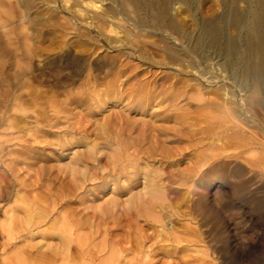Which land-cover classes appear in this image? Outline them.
<instances>
[{
    "label": "bare ground",
    "instance_id": "obj_1",
    "mask_svg": "<svg viewBox=\"0 0 264 264\" xmlns=\"http://www.w3.org/2000/svg\"><path fill=\"white\" fill-rule=\"evenodd\" d=\"M94 1L99 2V4L108 1V7H105L100 15L92 16L88 21L85 20L84 24L91 25L96 22L101 27L106 25L107 29L103 30V27L100 28L102 31L100 30V35L96 36L99 38V43L102 41V44L100 43L102 46L111 51H116L111 60L108 59L107 62H104L110 71L115 69L111 72L113 80L107 82L103 90L106 100H110L111 104H115L126 99L125 109L127 113L142 114L153 106L159 108L149 113L151 116L149 122L130 120L126 113H118L119 115L115 113L113 117L109 116L112 118L109 119L108 117L106 125L113 122L117 124V129H115V133H112V131H110V135H107V133L102 140L105 143L104 145L108 142L113 147L111 152L109 154H100L99 151L91 149L82 153V155H78L79 157H76V159L74 157V165L84 169L76 167L69 169L68 172L71 177L67 175L68 178H65L67 179L66 182L61 184L67 195L71 194L73 190L76 191L77 188H81V185L85 183L84 181H88L87 184H95L96 187H105L108 181H117L120 176L124 177L129 183L134 182L141 173H144V175L149 173L139 166V161L142 158L152 162L151 160L159 157V161H163L167 166H170L173 162L170 160L171 158L173 159V157L177 156L178 159H181L187 155L194 159L191 165H187L184 169H176L170 172L172 174L170 177L175 176L176 181H179L180 185L185 186L192 181L197 187L207 189L212 184L214 177L224 176L233 179L231 187L235 192H242V190L246 189L248 181L241 178L250 173L251 169L245 166L248 161L243 157L244 151H238L237 149L240 148L242 150V147L247 149L251 145H257L264 149V125L259 123L258 119L257 122L254 121V116L250 114L249 108H246V105L251 106L255 96H260V98L258 97V102L261 109L264 110V0H222V9L219 14L208 19L196 18L195 15L190 17L195 25V30L193 31L188 30V17L183 16L182 13L188 8L191 9L193 2L197 0ZM239 1L245 3V8L242 11H238L235 6ZM177 4L179 7L184 5L185 9L181 10L179 14H176V12L172 13L173 6ZM70 23L72 26L73 24L74 26L78 24L75 20H70ZM230 30H234L235 33L231 34ZM22 41L24 40L22 39ZM24 44H26L25 41ZM20 48H23V46ZM2 51L3 53H8V50L7 52L6 50ZM12 51L15 50L13 49ZM19 53L21 54V52ZM129 57L136 59L147 67L161 68L167 72L145 70L144 73V70H135L125 61ZM4 62L0 63V65L3 64L0 66V76L2 74L3 81L6 80L4 82H8V84L4 83L6 88L0 90V127H4L3 129L6 131V133L3 131L4 135L2 133V138L0 137V163H3V160H1L3 157L8 158V162L4 164L5 169L0 172V200L5 199L9 195V176H13L17 165L23 163L27 158L32 160V158L41 156L40 151L51 144L46 140L36 141L37 136L55 137V144L59 149L71 141L63 140L64 138L62 137L61 139L59 133L70 135L73 131L78 130L82 135L74 143H83L86 140L85 134L88 129L86 124L69 122V109L65 107L66 105L61 106L59 104L50 106V113H46L47 111L36 112L38 116L36 120L39 119V121L44 122L48 129L35 127L27 136V117L29 114H27V107H25L27 92L24 90L27 89V67L24 64H20L19 61H14L13 63ZM99 67L101 68V66ZM126 73L127 76L122 80L120 88L116 83H118L119 77ZM139 76L140 78L138 79ZM129 79H134L136 85L128 83ZM88 81L84 82L87 87L81 93L69 98L68 103L83 105L93 100L91 93L87 92L91 90L87 85ZM188 91H192L189 94L190 96L187 95ZM239 93L241 94L240 96ZM181 98L186 100L184 104H180ZM185 105L193 107V109L189 110ZM155 122L160 124L155 125ZM170 123L172 125H167ZM102 126L104 127V125ZM18 132L23 134L14 136ZM96 134L98 136L97 132ZM94 136L96 137V135ZM212 137L210 144H213L215 140L223 141V143H215L212 147H209L210 145L206 147L205 139ZM28 140H32V142L30 143ZM11 141L18 146L11 148L4 146V144L11 143ZM169 143H187V146L172 149L167 146ZM230 149L237 152H228ZM243 161H245V165ZM48 168L41 167V170H39L45 173V171L49 172ZM160 174L158 175L159 179H161ZM77 175H81L82 179L86 178L80 180L82 183L79 182L78 184L77 180L79 181L80 178ZM57 177V175L54 176V178ZM142 183H145L144 180ZM149 184V190L144 192L143 195L133 196L130 199L135 201L140 196H145L146 199L143 203L145 205L142 206L144 209L141 210L140 217L145 219L146 225L153 227L155 223L160 224L165 217L181 216L175 211L167 210L169 203L166 205L164 203L166 196L162 182L159 183L157 178L156 181H150ZM115 188H112V190ZM121 188L122 190L126 189V187ZM188 192L185 196L191 195L188 201L193 213H196L199 218L198 229L196 227L193 230L189 228L182 231L188 238L176 237L171 233L172 231L164 234L160 233L156 236L135 233L133 237L129 238L127 236L131 244L129 248L117 247L116 249L111 244L108 247L109 256L100 264H121L124 261L123 253L133 252V247L135 250L137 248L138 253H140L142 250H139V248L145 242L150 241L151 244L148 246L149 250H147L149 253L153 252L155 254V251L161 250L166 255L171 253L178 254L180 255L178 264L202 263L203 259L201 256L204 253L196 252L194 256L188 254V246L192 242L196 243L202 240L201 236L208 230L202 231L199 229L208 225L209 231L213 232L212 241L217 244L221 242L218 232L221 225L220 208L217 207V203L216 206H214L215 204L210 206L205 193ZM120 193L122 191H117V194ZM194 195L196 196L195 198H193ZM33 200L31 199L33 203L27 207L26 211L27 233L31 231H29L30 227L43 222L50 212L54 210V208L50 207V209L48 207H35L34 202H39V200L35 199V197ZM66 202L69 205L75 203L72 200H69V202L67 200ZM115 202L111 205V208L110 206L108 207L110 208L109 212H116L115 208L118 205ZM258 205L259 202L253 203L254 207H258ZM136 207L134 206V208ZM155 207L158 208V213L154 211ZM167 211L170 215H168ZM74 212V210L70 209L67 212L68 214L66 213L65 216L60 218V236L58 235V240L61 243V247L48 246L50 250H46L49 254L36 252L34 256L37 255L48 259L60 253L62 254V252L68 256L69 250L73 249L81 254V261L88 260L89 254L84 253L82 246L85 243L79 242L83 237L78 231L83 227H87L89 222L87 220H83V222L74 220L72 218L76 214ZM9 220L10 223L2 226L3 228L1 229L6 237H13L15 227L20 224L24 225L22 223L24 221L17 218L13 219V217H10ZM23 225L20 226L22 227ZM50 238H53V236ZM167 241L170 242L168 246L171 248H162L164 247V242ZM72 242H75L76 245L71 247L70 244ZM62 247L64 251H62ZM222 247L215 246L214 248L219 264H253V261L251 262L248 259L245 263H239L237 261L238 256L236 258V255L228 254L227 250L225 254ZM102 250H105V246H101L98 252ZM220 251L224 255L219 254ZM198 253L201 255L198 256ZM28 254L29 256L33 255L31 251ZM150 257L149 254L146 256L141 254L140 257L135 256L133 262H130L132 261L130 260L129 264L135 262L136 264H156L147 260ZM71 258L73 259V257ZM70 260L68 259L64 263L76 264Z\"/></svg>",
    "mask_w": 264,
    "mask_h": 264
},
{
    "label": "rangeland",
    "instance_id": "obj_2",
    "mask_svg": "<svg viewBox=\"0 0 264 264\" xmlns=\"http://www.w3.org/2000/svg\"><path fill=\"white\" fill-rule=\"evenodd\" d=\"M73 1L0 0V63L4 61L8 63L19 61L20 64H24V66L26 65L27 67V89H24L27 92V103L25 107H27V114H29L27 117V136L35 127H44L43 129H48L44 122L41 120L39 121V119L36 120V118H38L36 112L47 111L46 113H50V106L59 104L61 106L66 105L65 107L69 109V122H80V124H86L88 126L85 134L86 140L83 143H74L75 140H78L79 136L82 135L78 130L75 132L73 131L74 133L72 132L70 135L59 133L60 138H64L63 140H71L69 141L70 143H66L59 149L55 144V137L37 136L36 141L46 140L51 144L40 151L41 156L39 155L37 158H32V160H30L31 158H27L23 163L18 164L13 172V176H9V195L5 199L0 200V264H65L64 262L68 259H72L71 257H73V259L70 261L76 264H100L109 256L108 247L111 246V244L112 247L116 249L117 247L129 248L131 244L127 236H129V238L133 237L135 233L141 235L152 234L156 236L160 233L164 234L168 231H172L171 233L176 237H187L182 233L184 229L190 228L193 230L199 227V218L196 213H193L190 202L188 201L191 195L188 197L185 196L189 193L188 191L203 192L206 194V199L210 206L214 204V206H216V203L218 204L217 207L220 208L221 216V225L219 226L220 229H218V232L221 242L225 245L224 246L221 242H218V244L213 242V232L209 231V225L203 226L199 230H208L209 232L206 231L204 235L201 236L202 240L200 242H192L188 246V254L194 256L196 252H200L201 254L206 253L201 256L203 264H219V259L214 248L215 246H223L222 249L225 254L228 251V254L236 255V258L239 257L237 259L239 263H245L248 259L251 262L253 261V264H264V152H262L264 149H261L257 145H251L247 147V149L244 147H242V150H240V148L237 149L238 151H244L243 157L248 163L246 164L245 161H243V163L244 165L246 164V167L251 169V174L248 173L241 178L248 181L247 188L238 193L231 187V181H233V179L221 175H219L221 176L219 178L214 177L211 182L212 184L207 189L197 187L192 181L185 186L180 185L179 181H176L177 179L175 176L170 177V175H172L170 172L176 169H184L187 165H191L194 159L188 155L183 156L181 159H178L177 156L173 157L174 160L171 158L170 160L173 162L170 166H167L163 161H159V157H156L157 159L155 158V160H151L152 162L142 158V161H139V166L149 173L147 175L141 173L134 182L129 183L124 177L120 176L117 181H108L105 187H96L95 184H87L88 181H84L85 183L81 185V188H77L76 191L73 190L71 194L67 195V192L64 191L62 188L63 185L61 184L66 182L67 179L65 178L71 177L68 172L69 169L71 167L84 169L83 167L74 165V157L76 159V157H79L78 155H82V153L91 149L99 151L100 154H109L111 152V148L113 147H111L108 142L104 145L105 143L102 140L107 133V135H110V131L115 133V129H117V124L113 122L106 125L109 116L113 117L115 113H126L130 120H143L149 122L151 120L149 113L159 108L153 106L142 114L127 113L125 109L126 99L116 102L115 104H111L110 100H106L103 90L105 89V84L113 80L111 72L115 69L110 71L104 62H107L108 59L111 60L116 51H111L102 46V41H100L101 44L99 43V38L97 36L100 35L102 31L100 28L103 27V30H106V25L101 27L99 23L96 22L94 23L95 25H87L84 24V21H88L90 17H95L103 13L105 7H108L109 2L105 1L99 4V2H95L94 0ZM197 1L198 3H196ZM197 1L193 2L191 9L188 8L182 13L183 16L188 17L187 27L189 31L195 30V25L190 19L191 16L195 15L196 18L208 19L209 17L219 14L222 9V0ZM235 6L238 11H242L245 8V3L239 1ZM173 8L171 12H176V14H179L181 10L185 9L184 5H180L179 7L178 4L174 5ZM70 20H75L78 24H75V26L73 24L72 26ZM230 33L234 34L235 31L230 30ZM22 39L26 44H24ZM21 45L23 48H20L22 47ZM27 48L29 49L27 50ZM1 49L6 50V52L8 50V53H12L8 55V53H3ZM13 49L16 52L12 51ZM24 49H26L28 53ZM19 52H21V54ZM23 53H26V56ZM129 58L125 61L135 70H144V73L145 70L153 72H159L160 70L162 72L166 71L161 68L147 67L139 63L136 59ZM99 66H101V68ZM126 76L127 73L119 77L118 83L116 84L120 88L122 86V80H124ZM0 77L2 78H0V82L2 81L0 83L1 90L6 88L5 86L8 82H4L6 80L3 81L2 74ZM139 78L140 76L138 79ZM85 81L89 83H87V85L91 90L87 92L91 93L90 95L91 97L93 96V100L83 105L72 102L68 103L69 98L81 93L84 88L87 87L84 84ZM128 83L136 85L134 79H129ZM191 92L188 91L187 95L191 94ZM240 95L239 93V96ZM258 97L260 98V96ZM258 97H254L255 100L251 103L252 107L246 105V108H249L250 114L254 116V121L257 122L259 120L258 122L264 125V110L260 107ZM185 102L186 100L184 98L180 99V104H184ZM185 107H187V105H185ZM187 108H189V110L193 109V107ZM112 117H109V119ZM154 124L159 125L160 123L155 122ZM102 125H104V127ZM167 125H172V123ZM0 128L1 137L6 131H4V127ZM91 130H93L92 133ZM22 134L23 133L18 132L15 133L14 136H20ZM94 135H96V137ZM212 139L213 137L205 139L207 143L206 147L209 145V147H212L215 143H223V141L219 142L215 140L213 144H210ZM28 142L31 143L32 140H28ZM4 146L11 148L18 145L11 141V143H6ZM167 146L172 149H177V147H186L187 143H169ZM230 151L237 152L231 149L228 152ZM1 160H3V163H0V172L5 169L4 164L8 162V158L3 157ZM41 167L45 169L49 167V172L45 171L44 173V171H40ZM159 173H161V179L158 177ZM55 175L58 177L54 178ZM77 176L80 178L79 181L77 180L78 184L81 182L80 180L86 178L82 179L81 175ZM155 177L156 179L158 178V182H162L164 186L166 196V201L164 203L165 205L169 203V208L167 210L171 212L175 211L181 216L177 217L174 215L169 218L165 217L160 224L155 223L153 227H149L146 225L145 219L140 217V212L144 209L142 206L145 205L143 204L146 199L145 196H140L138 198L139 202L138 199H135V201L130 199L133 196L143 195L144 192L149 190V183L150 181H156ZM143 180L145 183H142ZM111 187H116L117 189L115 188L112 190ZM121 187H126V189L122 190ZM116 190L122 191V193L117 194ZM34 197L39 200V202H34L35 207H50L54 208V210L50 212L49 216L46 217L43 222L30 227L29 231L31 230L32 232L30 231L27 233V224L25 223L26 211L27 207L31 206L30 204L33 203L31 199L33 200ZM195 197L194 195L193 198ZM47 198L52 199L49 200ZM67 200L68 202L72 200L75 203L69 205V203L66 202ZM113 201H116L115 203L118 205L117 208H115L116 212H109L111 205L114 203ZM252 201L259 202L258 207H254V202ZM109 206L110 208H108ZM134 206L137 207L134 208ZM124 207L125 209H123ZM127 208L129 211H126ZM70 209L76 212L72 217L74 220H79L81 222L87 220V222H89L87 227H83L78 231L81 237H83L79 242L85 243L82 246L84 253L89 254L88 260H85L86 262L83 260L81 261V254L73 249V251L71 249L69 250L68 256L63 254V252L62 254L60 253L48 259L42 258L41 256L40 258L37 255V257L34 256L36 252L48 253L50 250L49 247H61V243L58 240L60 236V218L65 216ZM154 211L157 212L159 210L155 207ZM168 215H170V213ZM10 217L24 221L22 223H24L25 226L23 224H20L23 225L22 227L20 225L16 226L14 229L15 231H13V237H6L1 228L10 223ZM52 236L53 238H50ZM164 243V247L162 248L169 249L170 246L168 245L170 242L167 241ZM150 244L151 241L145 242V244L141 246L143 248H139V250H142L140 253H138V249L136 248L135 250L134 247L133 252L129 251L123 253L124 261H122L121 264H129L130 260H132L130 262H133V258L135 256L140 257L141 254L145 256L149 254V257H151L147 260L156 264H178L180 255L175 253L166 255L161 250L155 251V254L153 252L149 253L147 250H149L148 246ZM75 245V242L70 244L71 247ZM101 246H105V250L98 252ZM46 249H48V251ZM61 249L64 251L63 247ZM222 249L220 250L223 251ZM30 251L33 253L32 256L28 254ZM200 253H198V256L201 255ZM224 253L222 252L221 255H224ZM202 263L196 262V264ZM133 264H136V262Z\"/></svg>",
    "mask_w": 264,
    "mask_h": 264
}]
</instances>
